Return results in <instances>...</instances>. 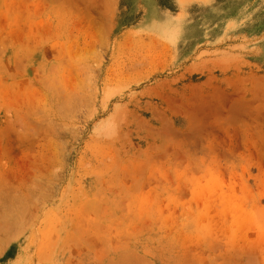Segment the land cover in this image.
<instances>
[{
	"label": "rangeland",
	"instance_id": "rangeland-1",
	"mask_svg": "<svg viewBox=\"0 0 264 264\" xmlns=\"http://www.w3.org/2000/svg\"><path fill=\"white\" fill-rule=\"evenodd\" d=\"M0 264H264V0H0Z\"/></svg>",
	"mask_w": 264,
	"mask_h": 264
}]
</instances>
